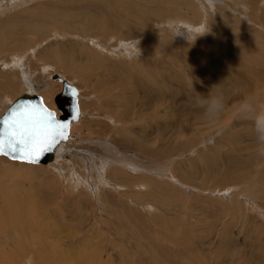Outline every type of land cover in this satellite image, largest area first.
Masks as SVG:
<instances>
[{
	"label": "rangeland",
	"instance_id": "rangeland-1",
	"mask_svg": "<svg viewBox=\"0 0 264 264\" xmlns=\"http://www.w3.org/2000/svg\"><path fill=\"white\" fill-rule=\"evenodd\" d=\"M140 1L0 0V115L53 73L82 111L60 162L0 156L53 232L6 188L0 264H264V0Z\"/></svg>",
	"mask_w": 264,
	"mask_h": 264
},
{
	"label": "water",
	"instance_id": "water-1",
	"mask_svg": "<svg viewBox=\"0 0 264 264\" xmlns=\"http://www.w3.org/2000/svg\"><path fill=\"white\" fill-rule=\"evenodd\" d=\"M53 76L63 81L62 90L56 95V102L62 113L58 116L54 108H50L37 92H26L16 98L0 116V153L11 158L31 161L49 162L57 155L61 142L69 136L70 124L79 116V90L71 81L58 73ZM48 113L53 114L54 123L49 124ZM31 125L43 126L45 131L37 137L38 144L29 154L26 151H12L8 146L11 133L14 130ZM51 145V146H49Z\"/></svg>",
	"mask_w": 264,
	"mask_h": 264
},
{
	"label": "bare ground",
	"instance_id": "bare-ground-1",
	"mask_svg": "<svg viewBox=\"0 0 264 264\" xmlns=\"http://www.w3.org/2000/svg\"><path fill=\"white\" fill-rule=\"evenodd\" d=\"M141 2V6L143 5V4H147L148 3V0H144V2H142V1H140ZM180 4V3H179ZM140 5V4H139ZM216 5H218V4H216ZM221 5V4H220ZM195 11H193V13H194ZM196 14H197V10H196ZM181 16H183V15H181ZM220 32V31H219ZM5 35V34H4ZM9 36V35H8ZM1 39V38H0ZM9 39V38H8ZM24 47V46H23ZM226 47V46H225ZM229 48V47H228ZM227 49V48H226ZM228 50V49H227ZM230 51V50H229ZM15 54V53H14ZM240 55V54H239ZM245 56V55H244ZM248 58V57H247ZM240 59V58H239ZM243 59V58H242ZM257 59H259V57L257 58ZM17 61V60H16ZM18 62H19V60H18ZM18 62H16V64L18 65L19 63ZM6 63V62H5ZM8 64H10V63H6V65H8ZM21 64V63H20ZM6 69V68H5ZM16 70V69H15ZM57 74V73H56ZM59 74V73H58ZM59 75H61V74H59ZM62 77H64L63 75H61ZM13 77H15V76H13ZM11 78H12V76H11ZM64 78H66V77H64ZM18 79H20V78H18ZM51 79H53V80H55V81H58V82H61L60 84L62 85V87H63V81L61 80V79H59V78H56V77H54L53 76V74L51 75ZM66 79H68V78H66ZM9 80V81H8ZM69 80V79H68ZM15 80H13V82H14ZM40 81H42L41 79H37L36 80V84H38ZM69 81H71V80H69ZM3 82H5V85H6V83L8 82V87H14V85L15 84H13V82L9 79V78H7L6 80H4V81H2V75H0V89H3ZM38 82V83H37ZM57 82V83H58ZM72 82V81H71ZM15 83H16V81H15ZM31 83L32 82H30V80L29 81H27L26 82V84L29 86V89H27V90H25L23 93H26V92H37V93H39V94H41L42 93V91L40 90L41 88H37L36 87V85H35V83L33 84V85H31ZM73 83V82H72ZM74 84V83H73ZM16 85H17V83H16ZM39 85V84H38ZM46 85V84H45ZM75 85V84H74ZM27 86V87H28ZM16 87V86H15ZM61 87V86H60ZM77 87V86H76ZM78 88V87H77ZM36 89V90H35ZM47 89H48V91H53V85H49L48 83H47ZM62 90V89H61ZM79 90V89H78ZM23 93H21L20 95H22ZM1 95V94H0ZM19 95V96H20ZM42 95V94H41ZM57 95V94H56ZM56 95H55V97H54V101H55V103H56V106H57V108H59V106H58V103L56 102ZM18 96V97H19ZM43 96V95H42ZM17 97V98H18ZM43 100H44V102L46 103V101H45V98L43 97ZM13 102V101H12ZM78 103H79V120L81 119V117H82V111H81V106H80V91H79V98H78ZM47 104V103H46ZM6 110V109H5ZM4 110V111H5ZM2 111V110H1ZM4 113V112H3ZM2 113V114H3ZM1 114V115H2ZM0 115V116H1ZM78 120V121H79ZM77 121V122H78ZM76 122H75V120L72 122V126H73V124H75ZM71 131H72V129H71ZM74 137V135L72 134V137H70L66 142H64V143H62L60 146H59V148H58V150H57V153H56V157L52 160V161H49V162H27V161H24V160H16L15 158H9L8 156H6V155H4V154H0V156H3V157H5V158H7V159H10L11 161L12 160H14V161H19V162H24V163H28V164H34V165H42V166H51V165H54L55 163H57L60 159H59V155H60V153L62 152V150H64L63 148H64V145L65 144H68V142H69V140L71 139V138H73ZM72 140V139H71ZM60 162V161H59ZM103 167H104V165H103ZM9 171V170H8ZM5 172V171H4ZM101 176V175H100ZM99 176V177H100ZM5 178L6 177H8L9 178V180H13V176H10V175H6V176H4ZM113 179H114V181H116V182H120L122 179L120 178V177H117V176H115V177H112ZM121 179V180H120ZM6 181H8V180H5L4 181V183L6 184L5 186H3V188H1L0 189V192H6V188H7V192H8V194H9V200H10V206L8 205V204H6L8 207H4L3 209L4 210H10L8 213H10V215H7V219H5V220H8L9 219V222H11V223H9L10 225L11 224H13V223H21V220H20V215H22L23 216V219H24V222H23V224H27L28 225V227H29V229L31 230V229H34V230H36L37 228H39V230H40V234L42 235H44V234H46V235H49L50 234V232L51 231H45L44 229H45V227H43L42 226V221H38L37 219L38 218H40V217H42L44 214H45V209H46V206H45V204H42L41 203V201L40 200H38V199H36L35 198V189H36V187H32L31 185H28V187H22L23 186V183H21L19 180V184L16 182V185H18V186H13V185H9V184H7L6 183ZM24 182V181H23ZM15 183V182H14ZM25 185V184H24ZM8 186V187H7ZM31 186V187H30ZM109 187V186H108ZM94 193V192H93ZM129 196H131L132 198H133V196H132V194H130ZM136 196V195H135ZM134 196V199L136 200V199H138V200H142V198H143V196L140 194V195H137V197H135ZM44 197V196H43ZM46 199V198H45ZM47 200V199H46ZM44 202H45V200H44ZM119 202V201H118ZM45 203H47V202H45ZM119 204H121L120 202H119ZM11 210L12 211H15V212H11ZM28 211H30V212H28ZM130 211V210H129ZM132 211V210H131ZM130 211V212H131ZM129 212H126V211H121L120 212V214H128ZM115 215H116V217H119V219L121 218V217H123L122 215H120L118 212H115L114 213ZM0 215L1 216H4L3 214H2V212H1V209H0ZM47 218H48V216H45V219L47 220ZM2 220V219H1ZM0 220V221H1ZM8 223V222H7ZM0 225L1 226H3V223H0ZM46 226H47V224H46ZM18 227H20V225H18ZM18 227H14V228H12V230L14 231V229L15 228H18ZM22 228V227H21ZM25 228H26V226H25ZM1 229V228H0ZM57 232V231H56ZM35 233H37V232H35ZM51 233H53V232H51ZM12 234V233H11ZM1 238V237H0ZM49 239V238H48ZM46 240V239H45ZM59 240H61V239H59ZM89 240V239H88ZM17 241V240H16ZM19 241V240H18ZM85 241V240H84ZM21 242V241H20ZM23 243V242H22ZM97 243V242H96ZM19 244V243H18ZM76 244V243H75ZM85 244V243H84ZM88 244H91L90 242L88 243ZM85 246H87V245H85ZM92 247V246H91ZM83 248V247H82ZM81 248V249H82ZM94 248H95V246H94ZM85 250V249H84ZM86 252V251H85ZM95 252H97V251H95ZM78 254V253H77ZM87 254H89V252L87 253ZM92 254V253H91ZM79 255V254H78ZM86 255V254H85ZM106 255V254H105ZM7 256V255H6ZM97 256H99V255H97ZM78 257V256H77ZM96 257V256H95ZM94 257V258H95ZM90 258V257H89ZM90 260V259H89ZM88 261V260H87ZM83 262V261H82ZM87 263V262H86ZM15 264V263H14ZM18 264V263H17Z\"/></svg>",
	"mask_w": 264,
	"mask_h": 264
},
{
	"label": "snow or ice",
	"instance_id": "snow-or-ice-1",
	"mask_svg": "<svg viewBox=\"0 0 264 264\" xmlns=\"http://www.w3.org/2000/svg\"><path fill=\"white\" fill-rule=\"evenodd\" d=\"M47 115L49 117L48 123L53 124L55 122L53 114L48 113ZM12 127L14 130L11 133L8 146L12 149V151L23 150L29 154L38 144L37 137L45 131L43 126L37 125L22 127V130H16L15 122Z\"/></svg>",
	"mask_w": 264,
	"mask_h": 264
},
{
	"label": "crops",
	"instance_id": "crops-1",
	"mask_svg": "<svg viewBox=\"0 0 264 264\" xmlns=\"http://www.w3.org/2000/svg\"><path fill=\"white\" fill-rule=\"evenodd\" d=\"M135 169H141V166H139V164H136ZM153 170V169H152Z\"/></svg>",
	"mask_w": 264,
	"mask_h": 264
},
{
	"label": "clouds",
	"instance_id": "clouds-1",
	"mask_svg": "<svg viewBox=\"0 0 264 264\" xmlns=\"http://www.w3.org/2000/svg\"><path fill=\"white\" fill-rule=\"evenodd\" d=\"M262 128H264V125H262ZM262 139H264V138H262ZM262 155H264V153H262Z\"/></svg>",
	"mask_w": 264,
	"mask_h": 264
}]
</instances>
